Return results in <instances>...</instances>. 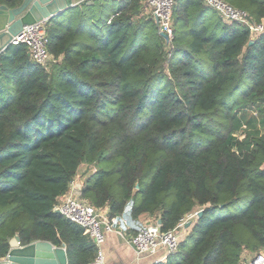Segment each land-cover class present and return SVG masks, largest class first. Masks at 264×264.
<instances>
[{
    "label": "trees",
    "instance_id": "16d2710c",
    "mask_svg": "<svg viewBox=\"0 0 264 264\" xmlns=\"http://www.w3.org/2000/svg\"><path fill=\"white\" fill-rule=\"evenodd\" d=\"M227 1L264 21V0ZM141 10L83 1L48 20V66L25 43L1 54L0 259L19 235L65 244L70 264L95 260L93 239L54 209L84 163L95 170L82 196L111 216L133 200V217L149 212L163 230L189 218L159 264H239L264 250V31L177 0L168 45Z\"/></svg>",
    "mask_w": 264,
    "mask_h": 264
},
{
    "label": "built area",
    "instance_id": "2783aa9c",
    "mask_svg": "<svg viewBox=\"0 0 264 264\" xmlns=\"http://www.w3.org/2000/svg\"><path fill=\"white\" fill-rule=\"evenodd\" d=\"M177 0H143L144 6L141 10L143 15L152 17L158 24L160 33L165 32L170 39L168 45L172 44L174 37V8ZM204 3L215 9L220 16L226 20L245 24L254 38L264 31V21H258L249 9L238 7L227 0H203ZM88 3L94 0H87ZM115 14L110 16L108 23L112 21ZM48 20L26 24L22 31L14 36L13 44L25 43L29 47L31 58L37 63L48 66L53 56L49 49ZM3 52H0V56ZM1 64V59H0ZM240 138L244 133L238 132ZM75 181V180H74ZM74 181L70 189L58 198L54 209L68 219L78 223L97 246V256L90 264H104L103 244L107 233L125 228L134 229L130 238L131 244L139 254L155 252L160 247L166 249L167 255L176 253L184 239L188 219L179 222L175 227L163 230L160 222L145 223L133 217V200H129L124 210L116 215H110L109 209L98 207L82 196L81 191L74 187ZM106 210V211H105ZM197 209L191 217L198 216ZM22 244V242H21ZM239 264H264V250L250 252L246 250Z\"/></svg>",
    "mask_w": 264,
    "mask_h": 264
},
{
    "label": "water",
    "instance_id": "95a60500",
    "mask_svg": "<svg viewBox=\"0 0 264 264\" xmlns=\"http://www.w3.org/2000/svg\"><path fill=\"white\" fill-rule=\"evenodd\" d=\"M76 5L74 0H23L15 7L0 4V52L13 45L14 36L19 34L26 24L50 20ZM160 34L167 40L170 39L167 33ZM253 43L254 40H250V44ZM74 187L79 191L83 190L80 177L75 179ZM202 214L203 209L198 212V216ZM0 264H69V258L65 244L58 246L50 240L21 244L20 236L15 235L10 239V249L7 255L0 259Z\"/></svg>",
    "mask_w": 264,
    "mask_h": 264
},
{
    "label": "crops",
    "instance_id": "0c3cea01",
    "mask_svg": "<svg viewBox=\"0 0 264 264\" xmlns=\"http://www.w3.org/2000/svg\"><path fill=\"white\" fill-rule=\"evenodd\" d=\"M83 1H87V0H74V2L77 3V5ZM97 1L99 0H96V2ZM141 3L143 8L144 6L143 0H141ZM115 7L116 6L113 7L114 10ZM114 10L111 12L109 17L115 14ZM88 175L89 173H84L78 177H80L82 182H84V179ZM102 208H106L108 210L109 206L105 205ZM135 218L142 223L143 222L154 223V222H159L160 220L158 219V217H156L155 215L149 212L141 213L138 217ZM186 219H188V221L186 227L183 230V232L186 233V235H184V239L188 236L190 230L188 228L190 225L189 218ZM133 234H134V229L132 228H125L124 230L121 231L115 230L107 233L106 241L102 246L105 255L104 264H159L160 262L167 261L169 255H167L166 249L164 247H160L157 251L152 253L147 252V253L139 254L130 242V238Z\"/></svg>",
    "mask_w": 264,
    "mask_h": 264
},
{
    "label": "rangeland",
    "instance_id": "374dc122",
    "mask_svg": "<svg viewBox=\"0 0 264 264\" xmlns=\"http://www.w3.org/2000/svg\"><path fill=\"white\" fill-rule=\"evenodd\" d=\"M115 9H117L118 5H115ZM88 21V24L90 23V19H86ZM240 132V131H239ZM95 170V166L94 165H88V163H84L83 165H81L80 169H79V173L80 174H84V173H89L91 171Z\"/></svg>",
    "mask_w": 264,
    "mask_h": 264
}]
</instances>
